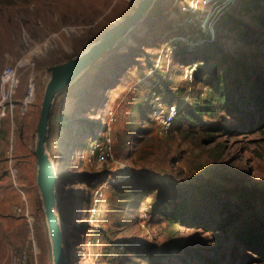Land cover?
Returning a JSON list of instances; mask_svg holds the SVG:
<instances>
[{
    "label": "rangeland",
    "instance_id": "obj_1",
    "mask_svg": "<svg viewBox=\"0 0 264 264\" xmlns=\"http://www.w3.org/2000/svg\"><path fill=\"white\" fill-rule=\"evenodd\" d=\"M139 1L0 0V73L17 69L18 105L34 91L12 130L2 122L0 264L21 252L24 264H58L34 155L51 67ZM148 8L51 106L46 150L64 174L61 210L74 226L77 264H264L253 251L264 242V0H154ZM168 102L185 113L160 136L152 111ZM109 126L113 156L94 167L89 139ZM11 145L29 219L13 210Z\"/></svg>",
    "mask_w": 264,
    "mask_h": 264
},
{
    "label": "water",
    "instance_id": "obj_2",
    "mask_svg": "<svg viewBox=\"0 0 264 264\" xmlns=\"http://www.w3.org/2000/svg\"><path fill=\"white\" fill-rule=\"evenodd\" d=\"M153 1L140 0L134 13L118 21L98 41L89 45L78 56L51 67V75L41 103L34 155L38 167L37 180L47 221L48 218L50 220L48 224L54 238L58 264H77V256L73 245L74 226L61 210V184L64 174L56 169L46 150L48 123L54 97L70 85L100 54L112 47L116 38L132 29Z\"/></svg>",
    "mask_w": 264,
    "mask_h": 264
},
{
    "label": "built area",
    "instance_id": "obj_3",
    "mask_svg": "<svg viewBox=\"0 0 264 264\" xmlns=\"http://www.w3.org/2000/svg\"><path fill=\"white\" fill-rule=\"evenodd\" d=\"M19 86L20 76L17 69L12 66H5L0 73V134L2 133V122L4 119L9 120L12 130L16 111L19 109L21 114H24L27 110L26 107H23L22 100L21 104L18 105V100L15 98ZM152 112L156 122V133L160 136L165 135L170 130L175 120L177 106L175 103L168 102L163 107L154 106ZM107 120V124H111V122L114 121V114L112 111L107 113ZM11 147L12 145L6 150L8 156L7 173L11 186L19 195V202L13 205V210L15 213L29 219L30 215L27 206V198L19 181L18 169L12 163ZM113 149V138L109 126L99 137L93 136L89 139L88 147L85 150L87 160L94 167L102 166L112 158ZM26 261L27 254L21 252L19 255H12L9 259V264H24Z\"/></svg>",
    "mask_w": 264,
    "mask_h": 264
},
{
    "label": "trees",
    "instance_id": "obj_4",
    "mask_svg": "<svg viewBox=\"0 0 264 264\" xmlns=\"http://www.w3.org/2000/svg\"><path fill=\"white\" fill-rule=\"evenodd\" d=\"M215 40H217V34H215L214 37L213 36H210V34H209L208 38H206V41L209 42L210 44H214ZM175 105L177 106V114H176L175 120H174V122L172 124V127L175 124V122L177 121V118H180L185 113V110L183 109V104L182 103H175ZM50 119H51V114H50L49 121H50ZM95 136L98 137V135H95ZM67 143L68 142H66V144ZM258 243L259 242H256L254 244L253 251H254L255 254L258 255L259 260H261V261L264 262V242L261 243V245H259Z\"/></svg>",
    "mask_w": 264,
    "mask_h": 264
},
{
    "label": "bare ground",
    "instance_id": "obj_5",
    "mask_svg": "<svg viewBox=\"0 0 264 264\" xmlns=\"http://www.w3.org/2000/svg\"><path fill=\"white\" fill-rule=\"evenodd\" d=\"M150 5H151V4H150ZM148 9H149V8H148ZM148 9L145 10V11L143 12L142 16H141L140 19L138 20V23L141 22L142 19L145 17V15H146ZM147 16H148V15H147ZM134 28H135V27H134ZM134 28H132V29H134ZM132 29L128 30L125 34H123L122 36H120V38L117 39V40L115 41V43L112 45V48H114L115 46H117V44H118L117 42H120V41L123 42V41L125 40V38L128 36V34L130 33V31H131ZM112 48H111V49H112ZM109 50H110V49H109ZM33 100H34V91H33V90H28L27 95L22 99L23 107L29 108V106H30V104H32ZM52 162H53V164H54L55 167H56V163H55V161L52 160ZM56 169H57V167H56ZM57 170H58V169H57ZM58 171H59V170H58ZM48 222H49V224H50V220H49V218H48Z\"/></svg>",
    "mask_w": 264,
    "mask_h": 264
},
{
    "label": "crops",
    "instance_id": "obj_6",
    "mask_svg": "<svg viewBox=\"0 0 264 264\" xmlns=\"http://www.w3.org/2000/svg\"><path fill=\"white\" fill-rule=\"evenodd\" d=\"M15 114H16V113H15ZM14 116H15V115H14ZM2 129H3V127H2ZM2 132H3V131H2ZM1 137H3V135L0 134V139H1ZM0 141H1V140H0ZM12 162H13V161H12ZM7 164H8V163H7Z\"/></svg>",
    "mask_w": 264,
    "mask_h": 264
}]
</instances>
